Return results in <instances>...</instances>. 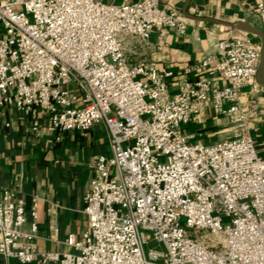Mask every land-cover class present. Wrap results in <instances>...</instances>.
I'll list each match as a JSON object with an SVG mask.
<instances>
[{
    "label": "built area",
    "instance_id": "built-area-1",
    "mask_svg": "<svg viewBox=\"0 0 264 264\" xmlns=\"http://www.w3.org/2000/svg\"><path fill=\"white\" fill-rule=\"evenodd\" d=\"M254 14L264 29V0ZM187 23L159 0H0V108L14 107L30 129L106 126L110 154L96 155L84 197L87 228L72 251L40 252L25 201L0 199V255L37 264H264V154L252 138L255 101L240 106L255 80L261 46L241 31L202 66L212 76L172 83L174 71L130 63L123 34ZM222 82V86L213 81ZM207 105L233 114L227 138L192 141L181 129ZM235 114V115H234ZM217 239L214 240V237Z\"/></svg>",
    "mask_w": 264,
    "mask_h": 264
},
{
    "label": "crops",
    "instance_id": "crops-1",
    "mask_svg": "<svg viewBox=\"0 0 264 264\" xmlns=\"http://www.w3.org/2000/svg\"><path fill=\"white\" fill-rule=\"evenodd\" d=\"M102 1L120 5L138 0ZM257 1L190 0L186 4V0H159L161 7L179 11L187 29L179 32L154 28L147 40L123 34L126 57L130 63H153L158 70H173V84L182 77L209 78L212 68L202 66V62L232 29L213 19L245 20L262 28L254 14ZM243 33L257 43L258 36ZM213 83L223 84L218 80ZM253 101L256 114L249 123L251 135L258 151L264 154V84L257 78L242 88L241 109L246 110ZM232 116L217 114L207 105L181 131L193 134L192 141L214 143L232 135L236 129L230 121ZM98 154H110L109 134L102 122L95 123L86 134L76 130L51 131L46 127L35 132L30 129L26 114L14 107L0 108V199L4 192H13L25 201L26 233L32 232L31 211L37 213L35 236L23 237L22 242L34 244L40 252L73 250L66 241L71 236L81 238L87 228L84 197L94 176L92 164ZM0 264L37 263H22L17 258L5 259L0 255Z\"/></svg>",
    "mask_w": 264,
    "mask_h": 264
},
{
    "label": "water",
    "instance_id": "water-1",
    "mask_svg": "<svg viewBox=\"0 0 264 264\" xmlns=\"http://www.w3.org/2000/svg\"><path fill=\"white\" fill-rule=\"evenodd\" d=\"M189 2L190 0H186V4H188ZM213 21L222 23L238 31L254 34L260 38L261 56H260V61H259L258 69H257L256 78L260 83L264 84V29L258 26H255L245 20H235L233 22H225V21L213 19Z\"/></svg>",
    "mask_w": 264,
    "mask_h": 264
},
{
    "label": "rangeland",
    "instance_id": "rangeland-1",
    "mask_svg": "<svg viewBox=\"0 0 264 264\" xmlns=\"http://www.w3.org/2000/svg\"><path fill=\"white\" fill-rule=\"evenodd\" d=\"M257 38H258V39H256V40H257V41H256V42H257L256 44H257L258 46H261L260 38H259V37H257ZM210 237H214V240L217 239V236H212V235H211Z\"/></svg>",
    "mask_w": 264,
    "mask_h": 264
}]
</instances>
